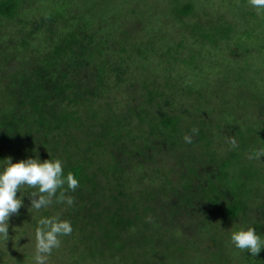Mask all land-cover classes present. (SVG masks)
I'll return each mask as SVG.
<instances>
[{"label": "trees", "instance_id": "obj_1", "mask_svg": "<svg viewBox=\"0 0 264 264\" xmlns=\"http://www.w3.org/2000/svg\"><path fill=\"white\" fill-rule=\"evenodd\" d=\"M28 1L0 0V23H15L14 29L18 28V34L25 36L9 44V48L0 50V82L11 60L9 53L17 54L13 56L19 61L18 66L16 64L9 72L7 84L0 88L1 151L8 144L11 150L17 149L19 144L24 151L22 159L36 156L41 160L61 159L65 175L72 172L79 180L75 191L67 190L64 185L65 195L73 197L71 206L79 205L83 210L81 202L85 201L82 204L89 206L87 214L95 207L93 212L105 220L104 225L99 226L110 243L120 239L116 230L123 228L126 247H131L128 250H135L134 244L147 254L149 245L153 247L157 242L147 239L148 232L142 236L145 239H138L135 226L139 211L143 212L142 216L151 212V226L157 229L163 228L162 222L166 220V225L172 220L179 222L178 217L183 211L197 220V224L207 219L226 224L242 218L241 227H253L258 234L264 233V157L249 159L252 153L264 147V97L260 100L255 98L252 104L255 110L253 117L256 118V110L262 114L254 121L255 126H251L249 131L236 130V137L232 136V139L223 136L220 119L226 124L237 119L233 105L221 110L217 107L218 101L217 106L211 107L205 98V104H197V114L193 112L191 117L188 108L181 107L182 111L176 108L177 95L173 97L158 91L169 87V82L164 89L153 82L151 86H140L143 94L138 95V87L134 85L137 78H133V83L132 78H127V75L134 77L137 74L136 69L128 72V66L136 65L130 62L131 65L121 54L138 51L140 46L134 47V43H130L132 47H127L123 39L117 42V38L112 40L114 36H103V30L107 32L104 25L109 22H106V16L99 18L82 12L86 0H66L65 5L58 0H39L42 5L33 11L26 7ZM72 1L77 3L76 10L71 12L68 8ZM187 2L181 6L176 0L173 3L181 18L194 15L195 5ZM26 12L34 15L32 22L27 19ZM27 23L33 27L21 33ZM110 26L112 28L113 24ZM113 29L108 32H113ZM198 34L204 35L201 31ZM233 40L236 43L238 38ZM114 44H119L120 49ZM247 49L250 53L257 48L251 45ZM175 60L179 58L175 57ZM125 83H129L131 89L127 93L126 110L121 115L118 113L120 109L115 108L118 112L114 110L120 101L113 98L114 93L112 98L110 94ZM101 99L104 103L99 102ZM104 104L107 109H102ZM175 110L177 112H172ZM207 112L210 119L204 117L208 116ZM130 119L135 122L134 129ZM140 126H145L146 130L140 131ZM185 136L191 138V143L185 141ZM233 140L236 141L235 146ZM152 151L161 157L157 158L156 173L153 172L154 164L147 160ZM95 152L97 155L107 154L109 158V170L100 166V173L120 170L119 175L123 171L130 172L129 169L134 170L133 167H140L145 171L143 176L147 177L145 182L140 178L142 191L153 184L157 187L159 197L156 208L145 204L139 210L136 205L142 200L139 198L138 203L130 208L131 212L125 210L127 230L122 220H114V216L118 219L121 214L117 207L101 206L102 194L99 193L97 198V193L89 190L93 182L100 192L107 187L113 190L114 194L109 197L115 202L118 199L115 192L123 190L120 179L118 182L110 178L120 177H115L116 172L104 177L99 185L98 180L92 178L88 159L90 156L93 158ZM3 156L0 154V160ZM128 196L136 197L132 194L124 196L127 197L123 201L125 205H129ZM58 205L65 210L70 208L65 204ZM253 207L255 216L249 218ZM102 208L104 214L96 211ZM47 210H53L51 205ZM132 212L135 213L133 220L130 219L133 218L130 216ZM69 215L67 211L66 215L57 217L69 219ZM70 240L65 243H70ZM23 256L28 258L29 254ZM17 264H24V261L20 258Z\"/></svg>", "mask_w": 264, "mask_h": 264}, {"label": "rangeland", "instance_id": "obj_2", "mask_svg": "<svg viewBox=\"0 0 264 264\" xmlns=\"http://www.w3.org/2000/svg\"><path fill=\"white\" fill-rule=\"evenodd\" d=\"M44 1L56 2L57 0ZM174 1L86 0L85 9L82 12L89 15L95 14L99 18H102L101 15L106 16V22L108 20L109 25H104L107 32L103 30V36H114L112 40L117 38V42L124 40L127 47H132L130 43H134V47L140 46L138 51L121 54L127 62L136 65L130 63L132 66H128L130 67L128 72L136 69L137 74L135 73L134 77L127 75V78H137L135 82L133 79L132 83L134 82V85L138 87L136 89L138 95L143 94L140 86H151L153 82L158 88L164 89L165 84L169 82V87L158 91L173 97L177 95V109L182 111V108H188V115L193 117V112L197 114V104L204 105L205 98L208 99L209 103L207 104L211 107L217 106L218 101L217 107L221 110L226 109L227 105H233L236 108L234 113L237 119L230 124H226L223 119H220L221 135L232 139V136L236 137V130L249 131L251 126H255L254 121L257 116L262 115L256 110V118L253 117L255 110L252 108V104L255 98L262 99L264 97V10L253 8L250 0H176L177 3H181H179L180 6L186 1L195 5L194 15L181 18L178 11L173 8ZM28 2L26 7L32 11L42 5L39 0H29ZM58 3L65 5L66 0H58ZM76 3L77 1H72L69 5L68 9L71 12L76 10ZM26 15L30 22L34 20L32 13L26 12ZM110 24H113V32H108L112 29ZM15 26L16 24L12 22L0 23L2 30L0 50L9 48V44L16 43L25 37L18 34L19 29H14ZM31 27L33 26L27 23L21 33L27 32ZM199 31L204 35L199 36ZM237 38L235 43L233 39ZM114 45L120 49L119 44ZM251 45L257 49L248 53L247 48ZM112 48V51H115V48ZM9 54L11 60L8 63L9 66L4 69L5 74L1 75L0 88L7 84L9 72L16 64L17 66L19 64V61L13 56H17V54ZM138 55L142 57H138ZM175 57H178L179 60H175ZM182 58H186V60L182 61ZM130 89V84L125 83L123 87L121 86L110 94L112 98L114 93L113 98L120 101L119 105H117L118 102L116 103L117 106H114V110L115 108L120 109L119 112L115 111L121 115L126 110L127 93L130 92ZM99 102L104 103V100L101 99ZM104 105L102 109H107L108 106ZM109 110L113 114L115 113L112 108ZM176 110L172 112H177ZM207 114L208 116L204 117L210 119V113L207 112ZM217 114L220 116L219 112ZM129 121L133 122L132 119ZM134 123H132L133 129L135 128ZM139 130L143 132L146 128L140 126ZM16 147L17 149L13 150L12 148L11 150L8 144L3 151L0 150V154L5 155L1 160L7 157H11L13 163L22 160L21 154L24 151L21 150V145L18 144ZM96 155L97 152L93 158L90 156L88 163L92 178L98 180V185L104 177H108L114 172H116L115 177H120L110 178L118 182L120 179L121 185H123L121 192H115V196L118 198L117 202L109 197L113 190L110 191L106 187L104 192H100L96 183L93 182L92 187L90 185L89 190L96 192L97 198L99 193L102 194L101 206L114 205L121 212L118 219H116L117 216H114V220H122L125 228L127 226L125 210L131 212L130 208L138 203L139 198L142 199L139 204H136L139 210L143 209L145 204L157 207V198L159 197L157 187L153 184L150 188L142 191L143 185L140 178L143 182L147 181V177L142 174L145 173L144 170H141L140 167H133L134 170L129 169L131 173L123 171L117 175L120 170L111 171L109 174L100 173L98 170L100 166H103L106 171L109 170V158L107 154ZM157 158L161 157L152 151L147 159L154 164V173H156V166L159 163ZM3 164L4 161L0 162V167ZM157 182L160 184L161 180L158 178ZM20 191L24 195V203L18 213L9 218L8 234L0 235V264H17L20 258L24 264H35V231L39 226V220L42 217L66 215L67 211L70 215L66 220L74 221L73 231L70 235L59 237L60 246L53 249L46 264H264V249L256 257H251L247 250L235 248L230 240L233 231L243 228L241 227L242 218L226 224L213 219L200 221L197 224V220L182 211L178 217L179 222L172 220L166 225V221H168L166 220L162 222L164 227L157 229L150 223L152 213L145 212L142 216L143 212L139 211L136 217L138 224L135 226L138 239H145L142 236H144V232H148L147 239L157 241L155 246L149 245L146 254L134 244L132 246L135 250H128L131 247H126L123 228V230L121 228V230H116L120 239L117 238L115 242L110 243L109 239L104 238V230L99 226V224L104 225L103 216H98L93 212L95 207H92L91 212L88 211L87 214L89 206L82 204L85 201L81 202L83 210L79 208V205H73L70 208L66 207V211L58 205L64 203L57 202V199L53 197L54 203L50 204L53 210L48 211L49 206L34 210L30 208L28 194L37 191V189L23 186ZM20 191L17 193L18 196L21 195ZM118 193L120 194L118 195ZM131 194L136 197L128 196L129 205H125L123 201L127 197L124 196ZM89 197L92 198L91 194ZM146 201L150 202L146 203ZM103 209H96V211L104 214ZM134 214L131 213L130 216L133 217L130 218L131 220L134 219ZM111 216L113 215L111 214ZM252 216H255L254 207L251 209L249 218ZM259 235L264 238V233L260 232ZM69 238H71L70 243H65ZM121 246H125V248ZM24 254H29L28 258L24 257Z\"/></svg>", "mask_w": 264, "mask_h": 264}, {"label": "clouds", "instance_id": "obj_3", "mask_svg": "<svg viewBox=\"0 0 264 264\" xmlns=\"http://www.w3.org/2000/svg\"><path fill=\"white\" fill-rule=\"evenodd\" d=\"M253 8L264 10V0H250ZM185 141L191 143L189 136ZM235 146L236 141H232ZM264 157V147L257 149L249 156V159H261ZM67 190L75 191L79 186V180L74 173H64L61 159L41 160L39 156L29 157L13 163L11 157L4 159L0 167V235L9 232V218L17 214L23 205V194L20 191L23 186L37 189L28 194L30 208L40 210L48 207L56 197L57 202L68 206L73 204V197L66 196ZM60 190L59 195L57 192ZM18 191L21 195L18 196ZM35 231V264H46L48 256L54 248L60 246V236L70 235L73 231L71 222L59 217H42ZM230 240L235 248L247 250L251 257H256L264 249V238L253 227L240 228L233 231Z\"/></svg>", "mask_w": 264, "mask_h": 264}]
</instances>
